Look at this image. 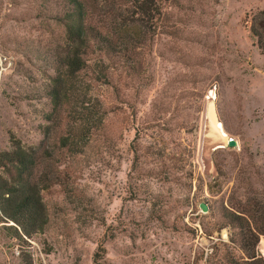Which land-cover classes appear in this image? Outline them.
Wrapping results in <instances>:
<instances>
[{"label":"rangeland","instance_id":"1","mask_svg":"<svg viewBox=\"0 0 264 264\" xmlns=\"http://www.w3.org/2000/svg\"><path fill=\"white\" fill-rule=\"evenodd\" d=\"M58 5L0 0V149L12 139L36 146L47 185L45 230L18 239L0 223V264L240 261L228 227L214 228L223 207L264 195V51L249 32L264 0L165 4L161 31L111 57L109 85L91 83L101 111L74 155L56 147L55 114L46 120ZM210 93L235 141L211 152L213 171L201 161ZM263 238L254 249L264 259Z\"/></svg>","mask_w":264,"mask_h":264},{"label":"trees","instance_id":"2","mask_svg":"<svg viewBox=\"0 0 264 264\" xmlns=\"http://www.w3.org/2000/svg\"><path fill=\"white\" fill-rule=\"evenodd\" d=\"M170 1L59 0L52 18L61 24L62 38L45 87L51 106L46 120L55 119V114L60 125L55 129L58 150L68 155L81 151L79 141L91 134L93 118L101 111L91 93V83L109 85L114 67L111 57L125 56L161 31L164 7ZM249 32L256 47L264 51V11L252 16ZM82 74L86 75L83 79ZM41 158L36 146L21 145L13 139L7 148L0 149V223L12 238L31 237L46 228L40 192L47 185L36 173ZM225 226L230 230L228 241L243 256L236 261L228 255L222 264H264L254 249L259 236H264V195L252 194L223 207L214 231Z\"/></svg>","mask_w":264,"mask_h":264},{"label":"bare ground","instance_id":"3","mask_svg":"<svg viewBox=\"0 0 264 264\" xmlns=\"http://www.w3.org/2000/svg\"><path fill=\"white\" fill-rule=\"evenodd\" d=\"M213 104V93H210L204 120L203 141L201 147L202 164L207 170L210 171H213V166L211 164V152L217 148L225 147L226 140L228 139V136L221 129V125L219 124L216 117ZM263 239H260L258 245L259 251L262 253H264Z\"/></svg>","mask_w":264,"mask_h":264},{"label":"water","instance_id":"4","mask_svg":"<svg viewBox=\"0 0 264 264\" xmlns=\"http://www.w3.org/2000/svg\"><path fill=\"white\" fill-rule=\"evenodd\" d=\"M225 145H227V146H234L235 145V141L233 139H231V138H228L226 140V144ZM199 210L201 212H207L208 208L206 206H204V205H201V206H199ZM9 224H12V223H9Z\"/></svg>","mask_w":264,"mask_h":264}]
</instances>
